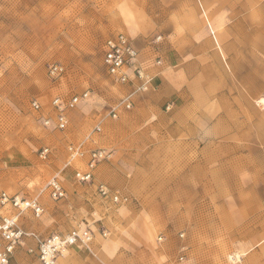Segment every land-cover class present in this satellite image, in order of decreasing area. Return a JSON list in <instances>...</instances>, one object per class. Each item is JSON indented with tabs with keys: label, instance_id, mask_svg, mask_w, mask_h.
<instances>
[{
	"label": "rangeland",
	"instance_id": "obj_1",
	"mask_svg": "<svg viewBox=\"0 0 264 264\" xmlns=\"http://www.w3.org/2000/svg\"><path fill=\"white\" fill-rule=\"evenodd\" d=\"M192 1L198 5L205 29L215 44L208 11L202 10V0ZM232 2L248 6L249 0ZM186 3L187 0H0V195L7 192L37 199L46 209L41 218L30 212L19 217L22 229L29 235L16 250L12 264H41L27 249L35 246L38 238L65 234L80 225H90L94 238L111 242L103 245V252L113 264H264V105L258 102L264 99V69L258 68L256 61L260 54L251 55L252 69L246 68L245 63L250 62L246 60L236 71L227 70L236 101L228 111H210L219 122L220 116L227 113V119L238 127L246 126L251 133L231 136L237 143H252V148L231 151L221 158L224 165L214 159L216 149L206 148L204 196L178 199L180 208L176 213L168 208L162 212L147 210V206H167L166 198L145 203L98 181L128 197V201L117 205L102 200L97 192L99 184H95L96 171L112 157L97 167L93 183H80L75 177L77 169H84L87 155L73 158L72 164L65 167L71 144L82 143L87 152L107 147L93 143L112 130L126 112L117 119L108 116L132 86L108 74L103 64L105 40L121 31L139 48H145L146 39L158 34L164 36L165 42L170 34L180 35L187 28L186 22L181 23L188 9ZM236 33L241 35L237 40L244 46L245 35L240 30ZM162 48L164 45L153 52L156 57L162 58ZM147 53L152 54L151 50ZM54 63L63 65L64 73L51 76L49 66ZM221 86L217 84L216 99L223 93ZM85 91L90 97L68 112L66 131L45 126L31 109L30 103L36 99L42 113L53 118L55 97L68 99ZM170 103L172 110L174 105ZM99 122L102 131L95 133ZM43 148L50 150L47 159L40 157ZM106 149L113 154V148ZM223 166L228 172L223 171ZM57 174L66 191L71 181L87 186L73 190L79 199L54 201L50 197L47 184ZM225 180L231 189L225 197H216L218 184ZM223 202L230 205V216L216 212ZM134 222L148 225L138 232L136 262L123 246V240L131 237L125 226ZM104 230L107 236H103ZM69 251L64 257L70 256ZM64 257L57 264H62Z\"/></svg>",
	"mask_w": 264,
	"mask_h": 264
},
{
	"label": "crops",
	"instance_id": "obj_2",
	"mask_svg": "<svg viewBox=\"0 0 264 264\" xmlns=\"http://www.w3.org/2000/svg\"><path fill=\"white\" fill-rule=\"evenodd\" d=\"M232 1H201L202 10L209 13L207 18L215 44L205 29V19L198 5L187 0L188 9L181 21L186 22L187 28L180 35L174 32L166 37L160 51L163 63L155 65L153 51L148 55L149 49L143 44L145 48H139L140 61L153 82L148 91L134 97L131 111H126L112 130L93 143L113 148L112 160L97 169L95 184H99L98 181L109 183L145 203L166 198L167 206H147V210L162 212L163 208H168L176 213L180 208L178 199L204 196L206 148L217 150L213 157L219 162L233 150L252 148V143H237L232 137L237 133H251L246 126L238 127L237 123L227 119L230 118L227 113L220 116L222 121L219 122L210 112L214 109L228 111L230 104L236 101L229 88L232 84L228 81V69L236 71L246 60H250L245 63L246 68L252 69L253 54H260L256 61L260 64L258 68L264 69V0H249L248 6ZM237 30L247 39L244 46L237 40L241 36ZM218 83L222 85L223 93L216 99ZM262 100L258 102L264 105ZM170 102L174 107L168 111L165 108ZM223 167V171L228 172L226 166ZM68 187L69 201L79 199V194L73 190L80 191L87 186L71 181ZM218 187L215 196L218 194L219 197H225L226 191L231 189L228 180L220 182ZM229 207L223 202L216 207V212L230 216ZM191 208L193 211V206ZM147 227L139 222L125 226L131 237L123 240V246L135 262L138 232ZM29 240L35 243V239ZM105 243L111 242L103 243L94 238L89 248L72 247L70 256L64 257L62 264H113L105 250L103 252Z\"/></svg>",
	"mask_w": 264,
	"mask_h": 264
},
{
	"label": "built area",
	"instance_id": "obj_3",
	"mask_svg": "<svg viewBox=\"0 0 264 264\" xmlns=\"http://www.w3.org/2000/svg\"><path fill=\"white\" fill-rule=\"evenodd\" d=\"M162 34L154 35L146 39V48L157 52L164 43ZM141 50L135 44L134 39L124 32L118 31L111 34L104 43L103 64L108 74L122 84H129L130 90L109 112L108 116L117 119L121 112L131 110L134 106V97L148 91L153 82V77L147 72L140 61ZM155 63L162 64L160 55L155 57ZM63 65L54 63L49 66L51 76H58L64 73ZM90 93L85 91L81 94H74L68 99L55 97L52 106L55 112L53 118L42 113V105L38 100H32L31 109L38 114L47 127H53L60 131H66L69 126L68 112L86 102ZM172 104L166 105L170 110ZM102 131L101 122L97 124L94 132ZM69 150V161L66 166L72 164L75 157L87 155L84 169H77L75 177L80 183H93L97 167L112 157V152L106 148L85 150L84 144H71ZM49 148H43L40 153L42 159L49 156ZM55 175L47 184L50 197L54 201H61L67 198V191L59 178ZM97 192L100 198L112 204H122L128 201V197L119 191H113L104 184H99ZM45 207L37 199H29L17 194L10 195L2 192L0 195V264H12L13 257L19 246L24 244V239L29 234L24 231L19 223V217L30 212L35 218H41L45 213ZM103 231V236H107ZM183 236V235H182ZM94 239V231L90 225L76 226L65 234H53L47 238L37 239L33 247H29L28 253L34 256L41 264H57L59 259L64 257L68 251L75 246L89 248ZM162 240V237L160 238ZM183 259V256H182Z\"/></svg>",
	"mask_w": 264,
	"mask_h": 264
},
{
	"label": "bare ground",
	"instance_id": "obj_4",
	"mask_svg": "<svg viewBox=\"0 0 264 264\" xmlns=\"http://www.w3.org/2000/svg\"><path fill=\"white\" fill-rule=\"evenodd\" d=\"M260 102H262L263 104H264V100H262V101H260ZM237 258H239L240 256H239V254H236L235 255ZM234 255L233 256H230V257H235Z\"/></svg>",
	"mask_w": 264,
	"mask_h": 264
}]
</instances>
